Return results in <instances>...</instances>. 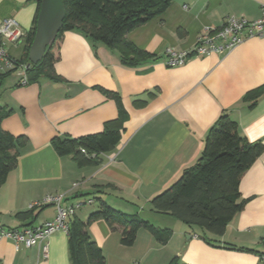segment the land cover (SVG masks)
Listing matches in <instances>:
<instances>
[{"label": "crops", "instance_id": "0c3cea01", "mask_svg": "<svg viewBox=\"0 0 264 264\" xmlns=\"http://www.w3.org/2000/svg\"><path fill=\"white\" fill-rule=\"evenodd\" d=\"M263 7L264 0H172L163 13L127 33L128 41L150 54L136 65L122 63L117 49L75 29L64 33L54 65L63 80L42 76L22 84L17 70H0V106L10 111L2 127L28 139L0 187V222L23 228L54 220V205L34 208L25 219L16 215L47 194H63L66 205L82 202L75 217L86 220L100 198L172 231L162 244L141 228L135 243L125 246L119 230L102 219L94 221L89 232L106 264H169L174 257L187 264H264V151L243 174V209L220 237L157 212L151 204L196 164L222 113L230 114L248 141L264 144V36L248 38L226 54L193 56L175 67L166 64L168 48H192L204 29L220 27L230 15L258 19ZM37 10L38 0H0V23L13 17L29 31ZM24 49L25 42L7 45L18 60ZM258 87L255 102L245 98ZM108 91L121 96L128 113L120 142L101 155L98 165L79 166L71 155L60 156L51 144L54 136L100 132L118 116ZM157 214L168 217L157 222ZM0 264H72L68 232L51 235L47 255L39 246L16 247L2 238Z\"/></svg>", "mask_w": 264, "mask_h": 264}, {"label": "trees", "instance_id": "16d2710c", "mask_svg": "<svg viewBox=\"0 0 264 264\" xmlns=\"http://www.w3.org/2000/svg\"><path fill=\"white\" fill-rule=\"evenodd\" d=\"M172 0H64L66 16L54 44L36 64L29 62V50L36 31L41 0L32 28L28 31L20 62L27 64L28 83L42 76L60 81L62 77L54 65L60 59V44L67 31L78 29L94 42L117 49L122 63L136 65L150 54L126 39L132 29L163 13ZM6 74H2L4 77ZM27 83V84H28ZM116 101L118 116L104 123L100 132L79 137L54 136L51 144L60 156L71 155L79 166L98 165L101 155L110 152L120 142L127 119V110L121 96L108 91ZM261 87L249 91L245 98L255 100ZM253 103V102H251ZM10 113L0 106V187L18 163L19 150L28 141L25 135H14L2 127V119ZM262 142H250L243 137L238 123L228 112L222 113L210 128L202 154L196 164L185 169L168 188L151 199L157 212L168 213L188 225H196L214 236H222L230 220L243 209L240 182L243 174L263 153ZM100 200L98 208L86 220L72 216L69 219V248L72 264H106L102 248L92 238L89 226L104 220L111 230L120 231V242L132 246L138 231L146 228L162 244L171 236L170 229L154 226L138 214H129ZM33 209L18 212L19 218L32 216ZM202 238L211 243L206 235ZM169 264H187L172 258Z\"/></svg>", "mask_w": 264, "mask_h": 264}, {"label": "built area", "instance_id": "2783aa9c", "mask_svg": "<svg viewBox=\"0 0 264 264\" xmlns=\"http://www.w3.org/2000/svg\"><path fill=\"white\" fill-rule=\"evenodd\" d=\"M183 7L187 8L188 5L184 4ZM27 34L28 31L24 30L13 17H6L0 23V70H17L21 75L22 84L28 83L27 64L10 56L7 45L25 42ZM262 36H264V7L261 17L255 20L230 15L220 27L204 29L198 35L192 48L180 51L168 48L166 64L175 67L184 64L193 56H205L213 53L226 54L246 39ZM63 201V194H47L42 199L33 201L29 205L30 209L54 205L57 211L55 219L40 226H25L23 228L9 227L0 222V239H10L16 244V247L20 245L28 248L39 246L44 255H47L48 240L51 235L59 230L68 232L69 219L83 205L82 202L66 205ZM88 202L91 203L92 200ZM132 264H140V262L134 261Z\"/></svg>", "mask_w": 264, "mask_h": 264}, {"label": "water", "instance_id": "95a60500", "mask_svg": "<svg viewBox=\"0 0 264 264\" xmlns=\"http://www.w3.org/2000/svg\"><path fill=\"white\" fill-rule=\"evenodd\" d=\"M65 16L64 0H41L36 31L28 55L30 63L36 64L44 58L62 29Z\"/></svg>", "mask_w": 264, "mask_h": 264}, {"label": "rangeland", "instance_id": "374dc122", "mask_svg": "<svg viewBox=\"0 0 264 264\" xmlns=\"http://www.w3.org/2000/svg\"><path fill=\"white\" fill-rule=\"evenodd\" d=\"M92 207L94 208V207H97V204H94V205H92ZM88 208V207H87ZM158 216H156V219H154V220H158L157 222H161L160 220H163V218H161V217H168V216H165V215H162V214H157ZM156 222V221H155Z\"/></svg>", "mask_w": 264, "mask_h": 264}]
</instances>
